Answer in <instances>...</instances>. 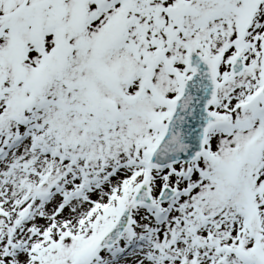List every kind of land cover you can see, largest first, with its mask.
Listing matches in <instances>:
<instances>
[{"label": "snow or ice", "instance_id": "obj_1", "mask_svg": "<svg viewBox=\"0 0 264 264\" xmlns=\"http://www.w3.org/2000/svg\"><path fill=\"white\" fill-rule=\"evenodd\" d=\"M0 264H264V0H0Z\"/></svg>", "mask_w": 264, "mask_h": 264}]
</instances>
